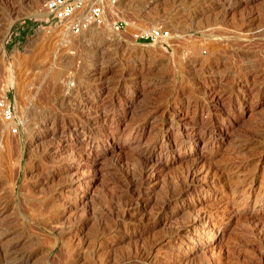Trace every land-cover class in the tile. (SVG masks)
<instances>
[{"label":"rangeland","instance_id":"obj_1","mask_svg":"<svg viewBox=\"0 0 264 264\" xmlns=\"http://www.w3.org/2000/svg\"><path fill=\"white\" fill-rule=\"evenodd\" d=\"M100 1L0 0V264H264V0Z\"/></svg>","mask_w":264,"mask_h":264},{"label":"built area","instance_id":"obj_2","mask_svg":"<svg viewBox=\"0 0 264 264\" xmlns=\"http://www.w3.org/2000/svg\"><path fill=\"white\" fill-rule=\"evenodd\" d=\"M43 8L46 12L45 21L65 22L73 32H81L92 25L105 22L104 7L100 0H44ZM126 21L122 18H114L111 21L112 28L120 30L125 27ZM169 35V30L161 26L140 30L134 34L138 39H164ZM0 114L9 121L11 131L17 132L21 120L14 112L12 98L5 92H0Z\"/></svg>","mask_w":264,"mask_h":264},{"label":"bare ground","instance_id":"obj_3","mask_svg":"<svg viewBox=\"0 0 264 264\" xmlns=\"http://www.w3.org/2000/svg\"><path fill=\"white\" fill-rule=\"evenodd\" d=\"M45 11V10H44ZM34 15H36L37 17H45L46 16V12H36V13H33ZM105 22H106V17H105ZM64 24H66L65 22H64ZM90 105V104H89ZM107 105V104H106ZM59 126V125H58ZM78 130H79V126L78 127H76L75 129H74V132H78ZM142 160V159H141ZM148 162V161H147ZM146 162V163H147ZM148 165V164H147ZM190 173V172H189ZM188 175V174H187ZM142 182V181H141ZM188 184V183H187ZM137 185V184H136ZM140 185V184H139ZM138 185V186H139ZM131 189V188H130ZM138 189V188H137ZM136 189V190H137ZM180 189V188H179ZM129 190V189H128ZM134 191V190H133ZM131 193H133L134 194V192H131ZM140 195V194H139ZM176 195V194H175ZM137 196H138V194H137ZM132 197V196H131ZM135 197V196H134ZM125 200V199H124ZM128 201V200H127ZM126 202V201H125ZM131 202V201H130ZM138 202V201H137ZM134 203V202H133ZM125 206H127L126 204H125ZM121 209V208H120ZM111 215H113V214H111ZM122 216V215H121ZM123 217V216H122ZM149 220V219H148ZM187 222V221H186ZM114 223V222H113ZM8 257H10V255L8 254V253H6V254H4L3 255V259H5V258H8ZM10 259V258H9ZM8 259V260H9ZM6 260V259H5ZM11 260V259H10ZM16 261V260H15ZM4 262V261H3Z\"/></svg>","mask_w":264,"mask_h":264},{"label":"water","instance_id":"obj_4","mask_svg":"<svg viewBox=\"0 0 264 264\" xmlns=\"http://www.w3.org/2000/svg\"><path fill=\"white\" fill-rule=\"evenodd\" d=\"M15 20H16V17H14V18L12 19V21H11V23H10V25H9V29L12 27V25H13V23H14Z\"/></svg>","mask_w":264,"mask_h":264},{"label":"trees","instance_id":"obj_5","mask_svg":"<svg viewBox=\"0 0 264 264\" xmlns=\"http://www.w3.org/2000/svg\"><path fill=\"white\" fill-rule=\"evenodd\" d=\"M142 40H148V39H142Z\"/></svg>","mask_w":264,"mask_h":264}]
</instances>
